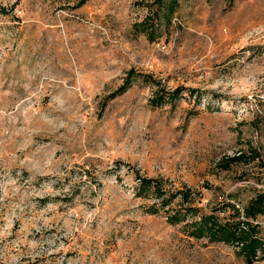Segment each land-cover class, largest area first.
<instances>
[{"label":"rangeland","instance_id":"obj_1","mask_svg":"<svg viewBox=\"0 0 264 264\" xmlns=\"http://www.w3.org/2000/svg\"><path fill=\"white\" fill-rule=\"evenodd\" d=\"M77 2L0 0V264H247L168 214L264 191V0Z\"/></svg>","mask_w":264,"mask_h":264},{"label":"trees","instance_id":"obj_2","mask_svg":"<svg viewBox=\"0 0 264 264\" xmlns=\"http://www.w3.org/2000/svg\"><path fill=\"white\" fill-rule=\"evenodd\" d=\"M87 0H78L77 5H82ZM159 7L156 9L155 16H149L144 19L141 24L143 30L146 32L149 39H154L159 24L162 19H171L172 13L178 7V0H157ZM4 9V8H2ZM151 22H148V20ZM160 21V23H157ZM137 74L134 69H130L125 81L118 88L116 93H122L129 89ZM147 79H150L145 74ZM153 79V78H152ZM185 86H178L173 90H166L161 88L156 93V98H152L155 105H161L163 102H171L175 104L184 95ZM191 93L194 89L188 88ZM256 151V150H255ZM258 155V154H255ZM244 157L241 152L233 156V159ZM139 193H149L154 191L155 195L162 199L163 205L169 204L172 201V196L164 195L161 183L153 177L140 176L137 186ZM224 209L232 208L234 217L223 220L220 217V210L215 208L214 211L198 212L200 210L197 206H184V208H176L174 211L169 212L168 219L171 223L184 222L187 224L188 233L195 237H207L211 241H223L231 244H237L240 252L243 254L247 264H253L256 259L264 257V238L260 234L258 223L255 222L259 215H264V191L258 192L255 196L250 198L243 206H238L236 203L226 201ZM151 211H157L154 208ZM199 213V214H198ZM191 215L192 220L187 221V217ZM261 253V254H260Z\"/></svg>","mask_w":264,"mask_h":264},{"label":"built area","instance_id":"obj_3","mask_svg":"<svg viewBox=\"0 0 264 264\" xmlns=\"http://www.w3.org/2000/svg\"><path fill=\"white\" fill-rule=\"evenodd\" d=\"M260 100L263 102V104H264V90H263V92L261 93V95H260Z\"/></svg>","mask_w":264,"mask_h":264}]
</instances>
